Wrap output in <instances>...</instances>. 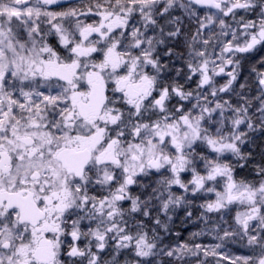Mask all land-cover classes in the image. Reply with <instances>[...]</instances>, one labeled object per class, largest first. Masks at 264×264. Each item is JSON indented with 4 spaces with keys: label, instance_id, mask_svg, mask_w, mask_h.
I'll use <instances>...</instances> for the list:
<instances>
[{
    "label": "snow or ice",
    "instance_id": "snow-or-ice-1",
    "mask_svg": "<svg viewBox=\"0 0 264 264\" xmlns=\"http://www.w3.org/2000/svg\"><path fill=\"white\" fill-rule=\"evenodd\" d=\"M261 51L264 0H0V264H264Z\"/></svg>",
    "mask_w": 264,
    "mask_h": 264
},
{
    "label": "rangeland",
    "instance_id": "rangeland-1",
    "mask_svg": "<svg viewBox=\"0 0 264 264\" xmlns=\"http://www.w3.org/2000/svg\"><path fill=\"white\" fill-rule=\"evenodd\" d=\"M257 56H264V51H261L259 53L256 54ZM246 74V73H245ZM252 135V140L251 142L246 145L244 147V150L247 152H251L253 153V158L256 162H259V157L264 156V134H261L259 132L257 133H253ZM180 215L177 218V222L176 225L180 226L181 228L185 229L188 227V230L190 229V231L187 233V236L185 239L190 237V234L192 232H196L199 231L201 228V223L199 221H197L195 224H183L181 222V219L183 217V213H179ZM197 215L199 214V212L196 213ZM175 238V237H173ZM198 242H203V243H214L215 241L211 240L210 237H200ZM228 251L233 253V254H244L245 253V249L241 248L238 244H231L228 246Z\"/></svg>",
    "mask_w": 264,
    "mask_h": 264
},
{
    "label": "flooded vegetation",
    "instance_id": "flooded-vegetation-1",
    "mask_svg": "<svg viewBox=\"0 0 264 264\" xmlns=\"http://www.w3.org/2000/svg\"><path fill=\"white\" fill-rule=\"evenodd\" d=\"M179 215H180V214L178 213V216H179ZM176 222H177V218H175L174 230H175V231H179V232L182 234V236H183L184 238H186L187 233L190 231L191 228L188 230V227H189V225H188L187 228L183 229V228H181L180 226H177V225H176Z\"/></svg>",
    "mask_w": 264,
    "mask_h": 264
},
{
    "label": "trees",
    "instance_id": "trees-1",
    "mask_svg": "<svg viewBox=\"0 0 264 264\" xmlns=\"http://www.w3.org/2000/svg\"><path fill=\"white\" fill-rule=\"evenodd\" d=\"M262 159V156L259 157V161ZM248 171H250V169H245V170H241L240 174L241 175H246L248 173Z\"/></svg>",
    "mask_w": 264,
    "mask_h": 264
}]
</instances>
